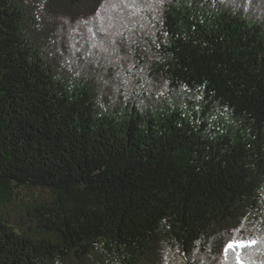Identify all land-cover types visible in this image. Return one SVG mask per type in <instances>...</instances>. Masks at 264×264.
I'll return each mask as SVG.
<instances>
[{
  "label": "trees",
  "instance_id": "1",
  "mask_svg": "<svg viewBox=\"0 0 264 264\" xmlns=\"http://www.w3.org/2000/svg\"><path fill=\"white\" fill-rule=\"evenodd\" d=\"M237 255L264 264V0H0V264Z\"/></svg>",
  "mask_w": 264,
  "mask_h": 264
},
{
  "label": "snow or ice",
  "instance_id": "2",
  "mask_svg": "<svg viewBox=\"0 0 264 264\" xmlns=\"http://www.w3.org/2000/svg\"><path fill=\"white\" fill-rule=\"evenodd\" d=\"M256 243V241H249V242H244V241H241L239 243L237 242H231L229 244H227V246L224 248V254L225 256H227L228 252L230 250H235V249H239V248H247L248 246L250 245H254ZM237 262L238 264H243V262L240 260V257L239 255H237Z\"/></svg>",
  "mask_w": 264,
  "mask_h": 264
}]
</instances>
